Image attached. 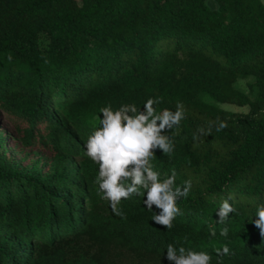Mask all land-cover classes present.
Returning <instances> with one entry per match:
<instances>
[{
  "label": "trees",
  "instance_id": "trees-1",
  "mask_svg": "<svg viewBox=\"0 0 264 264\" xmlns=\"http://www.w3.org/2000/svg\"><path fill=\"white\" fill-rule=\"evenodd\" d=\"M244 78L246 93L233 86ZM149 97L163 98L158 112L185 109L166 133L174 151L151 161L161 179L175 170L176 185L192 182L170 230L143 195L115 215L84 154L100 108ZM0 120L35 156L23 168L0 135V264H170L169 244L211 264H264L254 224L264 205L261 0H0ZM219 121L227 127L194 141ZM225 199L235 212L219 223ZM224 245L230 254L217 257Z\"/></svg>",
  "mask_w": 264,
  "mask_h": 264
},
{
  "label": "clouds",
  "instance_id": "clouds-1",
  "mask_svg": "<svg viewBox=\"0 0 264 264\" xmlns=\"http://www.w3.org/2000/svg\"><path fill=\"white\" fill-rule=\"evenodd\" d=\"M162 102V97H149L142 107L122 104L113 109L109 104L100 108L98 124L84 144V154L98 166L94 180L98 186L97 194L108 202L115 215L125 219V213L118 208L120 202L133 195H143L146 196L143 203L149 211L153 206L159 210L151 220L170 230L177 215L182 214L177 201L188 196L192 182L186 180L182 186L176 185L175 170L161 179V174L154 170L151 163L157 150L171 155L174 143L166 133L178 127L186 118L180 102L175 111L164 108L158 112L155 106ZM213 126L219 132L227 124L223 121L215 124L209 122L207 129L201 127L198 134H194V141L201 136L211 135ZM233 212L234 207L225 199L217 211L218 222L223 223ZM256 217L258 219L254 224L264 237V205L258 206ZM211 235H216L215 229L211 230ZM220 235L227 237L228 228H223ZM166 249L170 264H211V257L204 251L186 250L183 246L177 249L172 244ZM216 254L217 257L229 255L230 249L224 245L216 250ZM217 264H223L222 259H218Z\"/></svg>",
  "mask_w": 264,
  "mask_h": 264
},
{
  "label": "rangeland",
  "instance_id": "rangeland-1",
  "mask_svg": "<svg viewBox=\"0 0 264 264\" xmlns=\"http://www.w3.org/2000/svg\"><path fill=\"white\" fill-rule=\"evenodd\" d=\"M262 3L264 4V0H261ZM251 78H244V79H237L234 83L233 86L243 92H247V83L250 82ZM219 106L223 109L230 110V111H245L246 107H238L232 104H219ZM5 134L10 135V138L6 139L5 145L7 147L8 154L14 158L16 161L19 162V164L23 167L26 168L31 161L35 159V156L28 152L27 150L19 147L17 148V141L13 140L14 135L11 130V127L5 123H3L2 120H0V135L2 137L5 136ZM13 138V139H12Z\"/></svg>",
  "mask_w": 264,
  "mask_h": 264
}]
</instances>
